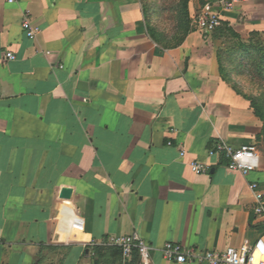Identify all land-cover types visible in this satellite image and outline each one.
I'll return each mask as SVG.
<instances>
[{
  "label": "crops",
  "instance_id": "1",
  "mask_svg": "<svg viewBox=\"0 0 264 264\" xmlns=\"http://www.w3.org/2000/svg\"><path fill=\"white\" fill-rule=\"evenodd\" d=\"M222 11L243 41L264 35V0ZM226 40L199 30L165 47L143 0H0V264H135L103 245L135 232L153 264H203L162 248L263 236L249 188L264 186L262 122L221 75ZM221 142L257 144L260 168L244 176L210 157Z\"/></svg>",
  "mask_w": 264,
  "mask_h": 264
},
{
  "label": "built area",
  "instance_id": "2",
  "mask_svg": "<svg viewBox=\"0 0 264 264\" xmlns=\"http://www.w3.org/2000/svg\"><path fill=\"white\" fill-rule=\"evenodd\" d=\"M18 0H7L9 3H15ZM244 0H220L219 4L222 10H234ZM223 14L212 11L207 6L198 16L196 21L198 29L204 33H212L217 26L221 24ZM23 29L27 36H35L30 19L25 16L23 20ZM6 57L10 60L16 58L12 52H7ZM171 145V142H169ZM186 151H181V156H185ZM210 157H218L226 161L227 166L244 176L257 171L261 166V154L257 144L233 147L225 142L218 143L215 148L209 150ZM193 172L200 174L206 173L210 169V164L205 161L193 160L190 163ZM249 188L255 198L254 214L261 220L264 228V186L258 181H251ZM103 245L117 247L122 251L126 259H131L134 254L139 257L137 264H153L152 252L155 249L153 245L145 241L138 232L128 235H112L107 238ZM164 258L168 261L178 263H203V264H264V258L258 262L255 260L256 253L264 255V235L251 241L246 239L240 246H228L225 249L201 250L195 246H186L180 243L167 242L162 248Z\"/></svg>",
  "mask_w": 264,
  "mask_h": 264
},
{
  "label": "rangeland",
  "instance_id": "3",
  "mask_svg": "<svg viewBox=\"0 0 264 264\" xmlns=\"http://www.w3.org/2000/svg\"><path fill=\"white\" fill-rule=\"evenodd\" d=\"M182 0H143V3L148 6L150 23L157 27L162 34L169 37V40H165L163 36L160 37L163 45H173L175 40L171 39V36H177V28L179 22L184 20V16L179 15L178 10H182L179 3ZM186 1V0H185ZM189 1V16L190 27L192 31H199L197 26V19L200 13L209 6L212 11H222L219 1L220 0H188ZM182 14V13H181ZM228 23H230L228 21ZM231 27V26H230ZM227 36L230 48L236 47L239 44V39H236L226 28L220 30ZM226 40V42H227ZM249 46L250 43H258L264 45V35H257L251 33L248 39L243 41ZM239 60L231 64L230 77L231 83L234 84L241 93L250 98L251 107L259 109L264 116V77L259 74L260 66L256 63L258 57L239 56ZM237 60V58H235ZM240 61V62H239ZM254 102V104H253ZM254 109V108H253ZM261 132L257 137V142L260 144L261 152L264 153V119H261Z\"/></svg>",
  "mask_w": 264,
  "mask_h": 264
},
{
  "label": "trees",
  "instance_id": "4",
  "mask_svg": "<svg viewBox=\"0 0 264 264\" xmlns=\"http://www.w3.org/2000/svg\"><path fill=\"white\" fill-rule=\"evenodd\" d=\"M179 6L182 7L181 11L178 10V12L180 13L179 15L184 16V20L179 22L178 28H177V36H171L172 40H175V43L173 45L168 46L163 45L162 41H160V37L159 36H163L164 39L167 41L169 40V37L166 36L165 34H162L161 31L158 30L157 27L153 26L150 23L149 20V11H148V6H146L144 4V8H145V17L147 20V27H148V32L150 34V36L159 44L165 46V47H172V46H178L181 43H183V41L185 40V38L187 37V35L192 31L190 24V16H189V1L188 0H182L179 3ZM182 13V14H181ZM227 30L231 33V35L233 37H235L236 39H239V44L236 47L230 48V46L228 47H224L222 49H220L219 53H218V61H219V68H220V72L221 75L223 77V79H225L226 81H228L229 83H231V77H230V69H231V64H233L234 62H237L239 59V56H248V57H258L257 59V64L260 66V71L259 74L264 77V45H260L259 42L258 43H250L249 46L246 45L243 40L241 39L240 35L232 28L230 27L228 21L226 20H222L221 24L219 26H217L215 28V30L212 33L215 34H223L220 30L223 28H226ZM255 34L259 35L258 32H254ZM224 35V34H223ZM235 58H237V60H235ZM240 62V61H239ZM232 87L238 91L240 94H242L246 99H248L250 101V98L247 97L245 94L241 93L239 91V89L232 84ZM254 104V102H253ZM255 110L256 115L260 118V119H264V116L261 114L259 109H255V107H253ZM117 253H119L120 255H122V251L119 248L116 247H112ZM112 248H107V247H103V246H94V250L96 252V254L101 253V251L105 250V249H112ZM132 259L135 261L134 263L137 264L139 262V257L137 254H134V256L132 257Z\"/></svg>",
  "mask_w": 264,
  "mask_h": 264
},
{
  "label": "bare ground",
  "instance_id": "5",
  "mask_svg": "<svg viewBox=\"0 0 264 264\" xmlns=\"http://www.w3.org/2000/svg\"><path fill=\"white\" fill-rule=\"evenodd\" d=\"M264 258V255H261L259 253H256L255 260L258 262L260 259Z\"/></svg>",
  "mask_w": 264,
  "mask_h": 264
}]
</instances>
